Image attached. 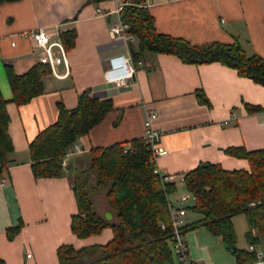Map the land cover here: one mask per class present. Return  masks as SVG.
I'll return each instance as SVG.
<instances>
[{"label": "crops", "instance_id": "obj_1", "mask_svg": "<svg viewBox=\"0 0 264 264\" xmlns=\"http://www.w3.org/2000/svg\"><path fill=\"white\" fill-rule=\"evenodd\" d=\"M123 1L18 0L0 5V92L8 102L13 145L0 178V259L5 264H59L56 252L62 245L80 250L112 239L110 228L87 239L72 234L77 205L71 179L89 165L91 149L128 147L129 141L143 139L151 112L156 114L151 124L166 150L155 167L174 176L177 189L200 163L218 164L226 171L249 170L245 160L226 155L229 147L264 148V87L220 63L185 64L173 55L145 53L141 67L133 62L136 69L127 86L104 81L111 59H132L131 47L138 48L136 39H116L110 32L116 22L112 11ZM148 11L158 33L195 46L238 41L248 55L264 59V0H149ZM38 29L47 30L51 40L67 31L76 33L74 47L66 51L68 66L52 70L39 63L40 51L23 37ZM54 54L59 55L56 48ZM33 67L44 71L42 93L21 106L10 103L8 73L22 76ZM83 92L93 99H110L113 110L76 141L83 152L70 160L68 175L34 178L29 144L57 121L60 107L75 108ZM198 92L209 105L199 102ZM247 107L260 110L250 112ZM19 223V232L9 237L7 232ZM232 223L237 248L248 249L245 216H233ZM187 240L191 258L199 264H236L221 239L204 227L190 228ZM256 249L264 251V244Z\"/></svg>", "mask_w": 264, "mask_h": 264}, {"label": "trees", "instance_id": "obj_2", "mask_svg": "<svg viewBox=\"0 0 264 264\" xmlns=\"http://www.w3.org/2000/svg\"><path fill=\"white\" fill-rule=\"evenodd\" d=\"M18 0H0V5ZM101 2L105 0H88ZM146 0H126L121 17L127 24V32L138 41V48L131 47L133 62L145 53L178 57L185 64L220 63L237 71L264 87V59L256 54L248 55L238 41L231 44L210 43L195 46L187 41L158 33ZM66 51L74 47L76 33L67 31L60 35ZM41 67H33L28 73L16 76L8 73L12 92L10 103L27 104L43 90ZM200 103L209 105L203 92H198ZM8 102L0 92V178L7 169L13 145L9 135ZM250 112L259 108L247 107ZM113 110L110 99H93L88 92L78 96L75 108H59L57 121L40 132L29 144L31 171L36 179L61 178L68 175L69 164L63 168L61 158L71 146L90 129L98 125ZM93 148L88 153L87 169L74 174L71 179L77 213L71 216L70 229L78 239L99 235L110 228L112 239L104 246H92L76 250L69 245L57 249L59 264H174L170 229L161 225L170 223V196L177 192L174 182L164 183L154 171L152 153L143 139ZM226 155L245 160L249 170L226 171L218 164L200 163L183 177V188L195 200L187 205V212L200 215V220L187 227H204L212 236L219 237L222 245L236 264H258L250 246L264 244V148L248 151L242 147L225 149ZM93 186H106L104 198L113 221H107L93 208ZM243 214L248 232V249H238L232 217ZM19 223L7 234L16 235ZM257 236L252 235V231ZM264 252V251H263ZM0 264H5L0 259Z\"/></svg>", "mask_w": 264, "mask_h": 264}, {"label": "built area", "instance_id": "obj_3", "mask_svg": "<svg viewBox=\"0 0 264 264\" xmlns=\"http://www.w3.org/2000/svg\"><path fill=\"white\" fill-rule=\"evenodd\" d=\"M127 5L126 0L122 3H118L112 14L114 15L116 22L110 27L111 34L116 39H125L127 41H134L133 35L127 32L128 26L121 17V12L124 6ZM145 7H149V0L145 1ZM99 12V10H98ZM24 38H29L33 41L35 47L40 51L39 63L41 65L48 66L50 69H54L55 66L63 64L68 66L66 58V50L64 49L59 38L51 40L50 33L45 29H38L33 32H29L23 35ZM59 51V55L54 54V49ZM138 67L142 66V62L137 63ZM135 63H133L130 57H116L110 60V69L104 73V81L106 83H112L117 88L127 86L128 82L131 81L135 73ZM156 117L154 112H151L149 118L145 121V134L144 143L147 145L148 150L152 153L151 160L156 162V158L166 154V150L160 146L161 133L153 128L151 122ZM83 150L79 146L78 142H75L71 148L61 158V166L65 168L70 160L77 154L82 153ZM158 174L162 182L169 183L174 182L175 177L170 175L162 174L158 169L154 171ZM195 198L189 193H183L180 195L175 204L169 203V215L170 223L169 226L161 225V229L164 231L167 227L170 229V237L172 243V255L174 264H199L191 258L190 248L187 240V233L189 228L187 227L186 214L187 204L193 203ZM249 251L253 252L258 264H264V252L256 249L253 246L249 247ZM27 257H30L27 254Z\"/></svg>", "mask_w": 264, "mask_h": 264}, {"label": "rangeland", "instance_id": "obj_4", "mask_svg": "<svg viewBox=\"0 0 264 264\" xmlns=\"http://www.w3.org/2000/svg\"><path fill=\"white\" fill-rule=\"evenodd\" d=\"M88 165L84 167V169H87ZM94 189H92L91 193V200L93 204L94 210L103 218H106L107 214L110 215V209L107 205V202L104 198V192L107 189L106 186H101L100 188L93 186ZM185 193V190L182 186H179L177 192L170 196V200L175 204L176 199ZM192 203H188L187 205H191ZM112 215V214H111ZM200 215L193 213L189 211L186 215V222L189 224L193 223L194 221L200 220ZM115 218H112L111 220L113 221ZM115 221V220H114ZM239 230V229H238Z\"/></svg>", "mask_w": 264, "mask_h": 264}, {"label": "water", "instance_id": "obj_5", "mask_svg": "<svg viewBox=\"0 0 264 264\" xmlns=\"http://www.w3.org/2000/svg\"><path fill=\"white\" fill-rule=\"evenodd\" d=\"M107 221H110L111 219H112V215L110 214V215H108L107 214V216H106V218H105Z\"/></svg>", "mask_w": 264, "mask_h": 264}]
</instances>
